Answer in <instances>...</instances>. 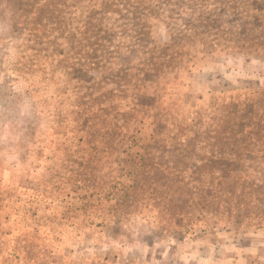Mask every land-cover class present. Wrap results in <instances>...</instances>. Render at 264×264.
<instances>
[{
    "label": "rangeland",
    "instance_id": "374dc122",
    "mask_svg": "<svg viewBox=\"0 0 264 264\" xmlns=\"http://www.w3.org/2000/svg\"><path fill=\"white\" fill-rule=\"evenodd\" d=\"M0 264H264V0H0Z\"/></svg>",
    "mask_w": 264,
    "mask_h": 264
}]
</instances>
